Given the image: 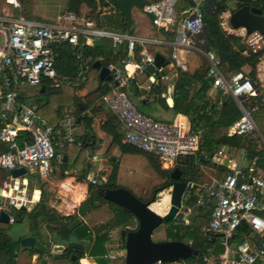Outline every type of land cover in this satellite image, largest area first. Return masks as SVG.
Returning <instances> with one entry per match:
<instances>
[{
  "label": "built area",
  "instance_id": "obj_1",
  "mask_svg": "<svg viewBox=\"0 0 264 264\" xmlns=\"http://www.w3.org/2000/svg\"><path fill=\"white\" fill-rule=\"evenodd\" d=\"M203 1L194 0L193 14L180 21L175 18L174 0L148 4L146 10L154 17L157 28L179 30L172 53L178 66L185 68L179 58L181 47L202 52L209 62L208 76L214 81L213 86L223 95H232L237 100L242 116L232 124V131L240 135L255 133L258 124L252 113L264 105V95L255 102L252 98L260 93L261 84L254 82L243 70L225 74L220 59L207 48ZM8 2L20 6L17 0ZM233 31L254 51L264 48L263 33L249 34L245 28ZM81 37L88 44L105 37L112 40L114 48L124 43L128 46L130 57L126 63L109 65L113 88L101 100L119 118L129 143L158 156L167 168L182 156H197L199 153L200 137L192 130L186 116L178 114L170 122L157 120L139 111L128 96L127 86L140 75L149 73L153 80L167 79L166 66H157L155 55L149 50V45L157 43V39L97 28L92 19L72 11L58 14L53 21L0 13V217L6 212L8 225L18 221L17 210L25 208L30 211L43 198V181L51 177L62 163L63 152L69 146L82 144L74 134L76 116L72 109L66 112L61 122L53 125L39 114L35 101L25 103L20 98L22 86H40L45 79L52 80L53 85H76L86 81L87 63L80 55L77 56L80 60L76 77L58 74L55 46L52 45L63 41L76 45ZM195 38H200L198 45ZM137 47L140 48L138 54ZM152 82L150 79L146 82L145 90L151 91ZM16 116L23 125L15 123ZM23 133L29 134L30 139L22 138ZM255 136L260 141L262 155H255L248 164L239 166L237 157L229 148L221 146L211 156L205 154L204 158L217 166H227L229 171L220 178L191 182L190 192L193 190L196 206L209 210V222L204 230L220 236L225 248L218 257L206 258V264H264V134ZM95 158L93 156L89 163ZM20 168L27 172L13 176L12 170ZM37 180L43 188H30ZM89 181L103 184L108 181V176L92 174ZM37 191L38 197L35 195ZM189 215L186 211H179L176 223L188 224ZM7 223L0 220V225ZM245 225L248 234L243 230ZM240 232L243 236L237 243L235 236ZM57 245L60 244H54L51 255L63 252L54 249ZM121 264H126L125 260ZM154 264L181 262L158 260Z\"/></svg>",
  "mask_w": 264,
  "mask_h": 264
},
{
  "label": "trees",
  "instance_id": "obj_2",
  "mask_svg": "<svg viewBox=\"0 0 264 264\" xmlns=\"http://www.w3.org/2000/svg\"><path fill=\"white\" fill-rule=\"evenodd\" d=\"M30 1L21 0L25 6ZM158 1L161 0H66L64 11H72L92 19L97 28L112 29L131 35L165 36L168 39H173L176 30L167 32L164 29H158L154 25V17L146 10L148 4ZM230 1L235 2L236 9L250 5L264 11V0H217L204 14L209 50L213 51L220 59L221 68L225 74L244 71L245 67H249V77L254 82L259 83L258 65L264 57V48L258 51H254L250 47H247L245 51L238 48V43L243 40L242 37L229 32L223 26L222 16L229 10ZM80 40L76 45L63 41L54 47L55 68L58 74L76 77L79 73L80 59L77 57L78 55L83 61H86L88 73L90 70L92 71L93 65L98 59L102 60L103 66L109 67L110 64H124L130 57L126 43L114 48L110 38H98L93 44H88L84 37H81ZM164 48L167 49L169 55L164 52ZM164 48L155 44L149 45L151 52L165 53L166 58L169 59L172 53L171 48ZM139 51L140 48L137 47L136 53L138 54ZM201 59V65L193 73L184 71L182 67L178 68L179 76L172 91L174 105L171 109L176 114L188 116L192 130L200 137L201 145L198 155L182 156L178 159V163L185 165L192 182H202L208 178L207 173L202 169L204 156L206 153L208 156L212 155L223 145H226L235 156L244 150L249 159L263 153L262 150L256 149L257 147L246 146V143L250 141L247 135H240L232 131V124L242 116L237 100L232 95H223L220 90L217 91L213 100L209 99L208 94L214 88V81L208 76L210 68L208 60L205 57ZM148 79L149 74L145 73L131 84L137 85V83H143ZM97 84L98 86L85 96H78L76 91L85 86V81L77 85H53L52 80L45 79L43 81L44 92L41 93L40 90L38 92V95L41 96H39L38 112L49 123L56 125L61 122L65 115L64 109L68 107L73 109L77 119H80L79 122L85 119L88 127L82 144L69 146L63 152L65 158L62 160L59 171L62 179L76 176L78 182H85L88 173L91 171L92 164L87 162L89 151L91 149L94 152L97 149L96 143L100 142L95 129L92 127L95 121L94 115L104 109L102 104L96 102L110 92L113 88V80L112 78L110 80L99 79ZM170 87V82L158 78L152 82V89L148 95L156 101L166 100L163 93L168 94ZM20 98L25 101L23 93H21ZM260 99L258 94L252 98V101L255 102V100ZM220 101H222L221 105H219ZM81 104L84 105V108L81 107ZM91 106H93L91 115L84 116L83 112ZM252 116L258 124V128L264 132V105L262 104L253 111ZM101 129L111 137L106 152L113 163L112 173L108 181L103 184L89 182L86 199L81 202L74 213L69 215H62L56 208L50 207L45 193L30 211L17 210L15 216L18 220H23L25 217L29 219L30 234L15 239L6 228L0 226V264H31L35 254H38L41 259L39 264H79V258L85 251L79 242L84 240L92 243L90 253L99 259L100 264H115L113 260L104 258L105 245L110 239L111 231L120 229L122 241L125 244L127 232L137 229L138 221L133 213L104 199L100 193L101 189L123 186L119 182L122 166L127 162L130 164L140 163L144 166V171L148 173L144 178L148 181V185H144L139 196L128 189L141 200L149 201L155 196V192L172 184L171 173L174 169L162 168L158 156L129 143L119 118L112 110H107V117L101 124ZM22 138L30 139V136L23 133ZM93 139H95L94 142H92ZM115 149L120 151L118 158L112 156ZM218 167L223 173L229 171L226 166ZM192 191L184 201L186 207H195L196 205V198ZM199 209L205 211L203 208ZM205 212L204 217L209 219V210ZM77 219L82 221L81 225L74 231H70L69 225ZM208 219H204L206 225L199 224L193 219L187 226L178 228L177 233L172 232L173 237L171 239L190 240L194 247L203 252L196 258L181 261V264H206V258L218 257L224 252L221 237L209 230H204V227L208 225ZM175 221L169 222L172 225V231ZM91 228H94L95 233L92 232ZM243 230L246 234L249 233L246 225ZM27 236L35 237L33 246H22L21 241ZM242 236V232L238 233L235 236V241L238 243ZM53 244L64 245V251L55 254V256L51 255L50 250ZM16 251L17 253H15ZM72 255H76L77 260H73ZM14 257H17V261L13 260ZM49 260H51L50 263Z\"/></svg>",
  "mask_w": 264,
  "mask_h": 264
},
{
  "label": "crops",
  "instance_id": "obj_3",
  "mask_svg": "<svg viewBox=\"0 0 264 264\" xmlns=\"http://www.w3.org/2000/svg\"><path fill=\"white\" fill-rule=\"evenodd\" d=\"M175 1V4H174V9H175V18H176V20L177 21H180L181 20V18H183V17H185V16H188V15H191V14H193V12H194V10H193V7H194V3H193V1L194 0H174ZM216 1L217 0H204L203 1V6H204V8H205V12L206 11H209L210 10V8H211V5L212 4H214V3H216ZM231 2V1H230ZM230 2H229V4H230ZM230 9H233V10H237L236 9V7H234V8H231V6L229 7V10ZM239 9V8H238ZM228 10V11H229ZM5 13V14H13L12 13V11L10 10L9 11V9H6V8H4L3 7V9L2 10H0V13ZM230 14V13H229ZM14 15V14H13ZM226 15V14H225ZM15 16V15H14ZM33 20H39V21H49V20H44V19H33ZM139 23H142V22H139ZM155 25V24H154ZM229 25H230V30H228L227 28H225L226 30H228L229 32H231V33H234V31H233V29H235V30H239L240 28H238V29H236V28H234L232 25H231V23H230V15H229ZM156 26V25H155ZM242 28H244V27H242ZM158 29H162V28H158ZM174 29V28H173ZM173 29H168V30H166V29H164L165 31H167V32H171ZM175 30H176V33H175V36H174V38L173 39H168L167 37H165V36H161V37H157V36H153V37H149V36H143V37H147V38H155V39H157L158 40V42L157 43H155V45H159L160 47H162V48H164V47H169V48H171V52L173 53V48H174V46H176V41H177V39H178V33H179V30L178 29H176L175 28ZM234 34H236V33H234ZM137 36H141V35H137ZM239 36V35H238ZM243 39V38H242ZM194 41H195V44L196 45H198L199 44V41H200V38H195L194 39ZM242 42H244V39L242 40ZM245 43V42H244ZM208 45H209V42H208ZM207 45V46H208ZM246 45V44H245ZM208 49H209V47H208ZM246 49H247V47H246ZM151 52V51H150ZM164 52L166 53L167 52V49L166 48H164ZM152 54H156V53H153V52H151ZM165 53H162V55L164 56V58H165V60L166 61H169V64H167L166 65V69H165V75L167 76V79L166 80H162V81H168V82H170V89H169V93L168 94H166V93H163V95L166 97V99L168 98V97H172L173 98V94H172V91L174 90V83H176V80H177V77L179 76V71H178V68L179 67H181V66H178V64L176 63V60L173 58V56H172V53H171V57H169V59H167L166 58V54ZM168 53V52H167ZM168 55H169V53H168ZM202 57H204V55H203V53L202 52H200V51H197V50H192V49H186V48H184V47H181V50L179 51V58H180V60H181V62L185 65V68H183L182 67V69L184 70V71H188V72H190V73H193L200 65H201V61H202ZM263 59H264V57H263ZM263 59H262V62H263ZM260 65V68H259V71H258V79H259V83L261 84V88H260V93H259V96L261 97V96H263L264 95V92L262 93L261 92V90H262V88L264 87V77L262 78V75H261V73H264V72H262V71H264V67L263 66H261V64H259ZM249 69V67H245L244 68V71L246 72V73H248L247 71H249L248 70ZM149 74V73H148ZM67 76H70V75H67ZM72 77V76H71ZM99 79L100 80H102L101 78H100V75H99V71L97 70V69H95L94 67H93V69H92V71L90 70L89 71V78H88V81H87V84L81 89V90H78V91H76V94L78 95V96H85L87 93H89L90 91H92L93 89H95L97 86H98V84L97 83H99ZM149 79L150 80H152V81H155L156 79H158V78H156L155 80H153V78L152 77H149ZM148 79V80H149ZM148 80L147 81H145V82H143V83H137V85H133V84H129L128 86H127V91H128V93H129V96H130V99H131V101L134 103V104H136V105H146V104H148V103H150V102H153V103H158L159 105H160V108H161V110L160 109H157V112H158V114H159V116H157V117H159V119H160V121H165V122H170V121H172L174 118H175V116L176 115H178V114H176V113H174L173 112V110L171 109V107H173V106H169V107H166L164 104H162V100H158V101H156L152 96H149L148 95V93L150 92V91H147V90H145V85L147 84L146 82H148ZM258 84V83H257ZM68 85H71V84H68ZM77 85V84H76ZM42 87H43V84L42 85H40L39 86V90L41 91V93H43L44 92V89H45V87H44V89H42ZM217 91H218V89L217 88H213V89H211V91L209 92V94H208V97H209V99H211V100H213L215 97H216V94H217ZM20 95H21V93H20ZM40 95H38V94H33V95H31V97H30V99H28L27 98V95H25L24 94V97H25V101H23L22 99V101L23 102H25V103H29L30 101H35L37 104H38V106H40V103H39V99H40V97H39ZM174 99V98H173ZM97 104H102L103 105V107H104V109L103 110H101V111H98V112H96V114L94 115V118H95V121L93 122V128L95 129V131H96V134H97V137L99 138V140H100V142L99 143H96V150H94V152H92V155H90L89 154V157L87 158V162L89 163V160L91 159V158H93V156H96V158H95V160H93V162L91 163L92 164V168H91V171L88 173V175H87V180H88V183L90 182L89 181V176H91L92 174H97V173H100V174H104V175H107L108 176V179H109V176L111 175V173H112V165H113V163L111 162V157L106 153L107 152V149H108V147H109V145H110V142H111V137L110 136H108L102 129H101V124L104 122V120L106 119V117H107V110L108 109H110L108 106H106V104H104L103 102H102V100H99V101H97L96 102ZM219 105H221L220 103H219ZM81 107L82 108H84V105H82L81 104ZM92 108H93V106H91L90 108H88V109H86L84 112H83V115L85 116V115H91V110H92ZM70 109H72V108H65L64 109V114H66V112L68 111V110H70ZM73 110V109H72ZM141 111V110H140ZM142 113H144V114H146V115H149V114H147V113H145L144 111H141ZM180 115V114H179ZM181 115H183V114H181ZM42 116V115H41ZM76 116V115H75ZM149 116H151V115H149ZM184 116H186V115H184ZM43 117V116H42ZM64 117H65V115H64ZM152 117V116H151ZM153 117H155V116H153ZM187 118H188V116H186ZM44 118V117H43ZM46 119V118H45ZM189 119V118H188ZM47 120V119H46ZM78 119H77V116H76V124L77 123H80V122H82V121H80L79 122V120L77 121ZM82 120H85V119H82ZM48 121V120H47ZM49 122V121H48ZM189 122H190V119H189ZM84 123H85V126H86V120L84 121ZM51 124V123H50ZM190 124H191V122H190ZM257 124V123H256ZM87 127V126H86ZM192 127V126H191ZM258 127V126H257ZM88 128V127H87ZM87 128L85 129V132H84V137L83 138H78L77 136H76V134H75V130H74V134H75V136H76V138L78 139V140H81V141H83V140H85V135H86V132H87ZM248 134H264V133H261L260 132V129L258 128V131L257 132H255V133H248ZM90 139H92L91 137H90ZM95 141V139H93V141L92 142H94ZM200 144H201V142H200ZM78 145V144H77ZM223 146H226V145H223ZM91 147V146H90ZM92 148V147H91ZM261 148V146H257V148L256 149H259V150H261L260 149ZM230 151V150H229ZM99 153V154H98ZM231 153V152H230ZM206 155H207V153H206ZM112 156H115V157H119L120 156V151H119V149H115L113 152H112ZM211 156V155H210ZM245 156H246V161H247V163H245V164H243L242 166H245L246 164H248V162H249V158L247 157V155L245 154ZM63 158H65V156L63 157ZM203 164H202V169L204 170V172H206L207 173V175H208V178L206 179V180H208V179H210V178H212V177H218V178H220V177H222V176H224V174H226L225 172L223 173V172H221L219 169V167L216 165V164H214V163H212V162H209L208 161V159H203ZM90 164V163H89ZM127 164V163H126ZM61 165V164H60ZM60 165H59V167L57 168V170H59L60 169ZM127 166V165H126ZM161 166L164 168V167H166V165H164V164H162L161 163ZM176 167H179L180 169H185V165L184 164H180V163H178V161L177 162H175L171 167H169L170 169L172 168V169H174V168H176ZM224 167V166H223ZM227 167V166H226ZM169 168H165V169H169ZM228 168V167H227ZM56 170V171H57ZM121 171H122V169H121ZM55 172V171H54ZM73 178V176L72 177H67V179L66 180H69V179H72ZM66 180H65V183L64 184H67L66 183ZM192 182V181H191ZM81 184V183H80ZM81 186V185H80ZM121 187V186H120ZM124 187V186H123ZM43 188V187H42ZM128 189V188H127ZM88 191V190H87ZM131 191V190H130ZM44 193H45V191H44ZM191 192H189V194H190ZM35 195H37L36 193H35ZM45 196H46V194H45ZM189 196V195H188ZM38 197V196H37ZM86 197H87V194H84V198H83V200H85L86 199ZM187 199V198H186ZM82 200V201H83ZM82 201H80L78 204H76L75 205V209L81 204V202ZM200 207H197L196 205H195V207H186L185 206V203H184V201H183V207H182V209H180V211L181 212H183V211H186V212H188L190 215H189V222H188V224L189 223H191L192 221H193V219L194 220H196V218H203V219H208V217H204L205 215H206V210L204 211V210H200L199 209ZM75 209H74V212H75ZM73 212V213H74ZM60 213V212H59ZM72 214V213H71ZM62 215H69V214H62ZM192 218V219H191ZM174 220H176V218L174 219ZM177 221V220H176ZM176 221H175V226H174V228H173V232L174 233H177V231H178V228L180 229V227H184V226H187L188 224H183V225H178L177 223H176ZM208 222H209V219H208ZM91 230H92V232H94L95 233V230H94V228H91ZM115 230H117L118 232H119V239H118V242L120 241L121 242V244L120 243H118V245H117V250H115V249H112V243H111V240H113V236H112V233L114 232V230L113 231H111V233H110V239H109V241L106 243V245H105V247H106V252H105V254H104V258H108V259H111V260H113L114 262H115V264H121L124 260H125V244H122L123 243V241H122V236H121V231H120V229H115ZM93 233V236L95 235ZM27 237H29V236H27ZM185 242H191L190 240H187V241H185ZM79 244L81 245V246H83L84 247V249H85V251H84V253H87V256H85V254L83 253V255H82V257L81 258H79V264H100L99 263V259L96 257V256H92L91 255V253H90V250H91V248H92V243H89L88 241H86V240H84V241H81V242H79ZM53 246H54V244H53ZM53 246H52V248H53ZM225 249V248H224ZM198 257V256H197ZM210 258H214V256L213 257H210ZM41 259H40V257H39V255L38 254H35V255H33V258H32V264H39Z\"/></svg>",
  "mask_w": 264,
  "mask_h": 264
},
{
  "label": "water",
  "instance_id": "obj_4",
  "mask_svg": "<svg viewBox=\"0 0 264 264\" xmlns=\"http://www.w3.org/2000/svg\"><path fill=\"white\" fill-rule=\"evenodd\" d=\"M230 23L238 29L244 27L249 34L259 31L264 34V11L260 8L250 5H244L237 10L230 9ZM53 46L58 45L54 42ZM209 45L207 46V48ZM244 42L238 43V48L241 51L246 50ZM155 63L157 66H166L169 61H166L160 53L155 54ZM93 67L99 71L102 80H110L111 72L108 67L102 65V60L98 59ZM44 89V86L42 87ZM162 104L166 107L174 105V99L168 97L162 100ZM15 123L23 125L18 117H15ZM25 168L12 170L13 176L25 174ZM183 170L179 167L174 168L171 173L173 179L171 186V206L165 214H161L152 208L155 202V196L149 201H144L135 196L126 187H115L101 189L100 193L104 199L109 200L124 210L135 215L138 221V227L126 234L125 241V262L126 264H154L158 260L165 262H181L185 259L196 258L203 254L200 249L194 247L191 243L181 240H163L154 241L152 236L156 228L163 223H169L176 218L180 209L183 207V201L188 197L191 189V176L187 175L182 179ZM25 211L26 209L23 208ZM0 220L3 223L9 222V216L6 212L1 214ZM82 221L75 220L69 225V230L74 231L80 226ZM35 237L29 236L22 239V246H33ZM55 250L64 251L65 246L60 244L55 246ZM73 260H77L76 255H72Z\"/></svg>",
  "mask_w": 264,
  "mask_h": 264
},
{
  "label": "rangeland",
  "instance_id": "obj_5",
  "mask_svg": "<svg viewBox=\"0 0 264 264\" xmlns=\"http://www.w3.org/2000/svg\"><path fill=\"white\" fill-rule=\"evenodd\" d=\"M17 1L20 4V6L13 5L9 3L8 0H0V10H2L4 7L6 9H9V11L11 10L12 13L18 17L21 16L27 19H39L40 18L44 20L53 21L54 18L58 14L64 12L65 5H66V0H31L30 3L26 6L23 5L21 0H17ZM230 6L231 8L236 7L235 2L231 1ZM225 14L222 16L223 26L227 28L228 30H230L229 11H227ZM260 64L261 66L264 67V59H263V62L261 60ZM259 68H260V65H258V71H259ZM261 75L263 78L264 73H261ZM88 78H89V73L85 81V85L87 84ZM38 92H39L38 85L37 86H22L20 89V93L27 95L28 99H30L31 95L38 94ZM261 92L262 93L264 92V87L262 88ZM134 105L139 109V111L140 110L144 111L145 113L151 115L152 117L155 116L154 117L155 119L160 120L159 117H157L159 116L157 109L161 110L160 105L158 103L150 102L146 105H136V104ZM84 121L85 120H82V122L76 124L75 134L78 138L84 137V132H85V129L87 128L85 126ZM260 132L264 133L261 131V129H260ZM247 136L250 139V141L246 143L247 147H250L251 145L254 147L261 145L259 139L257 138V136H255V134H248ZM89 154L92 155L91 149L89 151ZM236 157L238 159L239 166H242L243 164L247 163L244 150L238 152ZM165 168L167 167H164V169ZM59 171L60 169L55 171L54 174L51 177H49L47 180L43 181L44 183L43 190L45 191L46 198H47V201L50 207L56 208L58 212H60V214H71L74 212L75 205L79 203V202H76L78 194H80L81 192H84L85 194H87L88 180H85V182H78L76 179L77 178L76 176H73L71 181L66 180L67 178L62 179L60 177ZM147 174L148 173L147 171H144V166L142 164L140 163L130 164L129 162H127V164H124L122 166V171L120 172V175H119V182L124 187L131 189L134 193H136L137 196H139L141 189H143L144 185L145 184L148 185V181L144 179L147 176ZM29 178L32 181L33 178L30 175H29ZM65 180L67 184H64ZM31 187L41 188L42 185L37 180V181H34V183L33 182L31 183L30 188ZM36 194H37L36 195L37 197L39 195V191H37ZM166 197L171 198V186L160 189L157 192H155V202L151 205L152 208L161 214H165L171 206V201H169V204L166 210L159 208L158 206H159V201L165 200ZM196 222L199 224L203 223V225H206L205 220L200 217L196 218ZM0 226H3L4 228H6L8 230V233L15 239L23 235H29L30 230H31V224L27 217H25L23 220H18L10 225H8L7 223V224H2ZM181 228L183 227H180V229ZM172 232H173L172 225L169 223H163L158 228L155 229L152 238L154 241L168 240L173 237ZM112 236H113V240H111V243H112L111 247L112 249L117 250L118 243L121 244L120 241L118 242L119 232L117 230H114V232L112 233ZM188 243H192V242H188ZM50 252L52 253V248ZM50 261L51 260H49V263ZM31 264H32V261H31Z\"/></svg>",
  "mask_w": 264,
  "mask_h": 264
},
{
  "label": "bare ground",
  "instance_id": "obj_6",
  "mask_svg": "<svg viewBox=\"0 0 264 264\" xmlns=\"http://www.w3.org/2000/svg\"><path fill=\"white\" fill-rule=\"evenodd\" d=\"M71 180L72 179H69V181H71ZM84 194H85L84 192H81L80 194H78L76 202L82 201L83 198H84ZM169 201H170V198L169 197L168 198L166 197L165 200L159 201V206L158 207L166 210V208L168 207ZM162 209H160V210H162Z\"/></svg>",
  "mask_w": 264,
  "mask_h": 264
},
{
  "label": "flooded vegetation",
  "instance_id": "obj_7",
  "mask_svg": "<svg viewBox=\"0 0 264 264\" xmlns=\"http://www.w3.org/2000/svg\"><path fill=\"white\" fill-rule=\"evenodd\" d=\"M188 175V171L186 170V169H183V174H182V179H184L185 178V176H187Z\"/></svg>",
  "mask_w": 264,
  "mask_h": 264
}]
</instances>
